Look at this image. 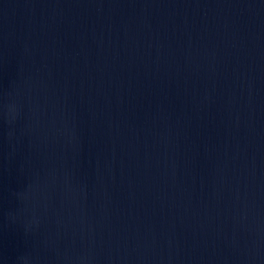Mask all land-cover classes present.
Instances as JSON below:
<instances>
[{"label":"water","instance_id":"1","mask_svg":"<svg viewBox=\"0 0 264 264\" xmlns=\"http://www.w3.org/2000/svg\"><path fill=\"white\" fill-rule=\"evenodd\" d=\"M0 264H264V0H0Z\"/></svg>","mask_w":264,"mask_h":264}]
</instances>
